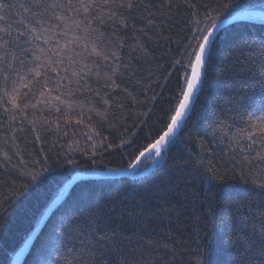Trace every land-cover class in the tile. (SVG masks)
I'll return each instance as SVG.
<instances>
[{"label":"trees","instance_id":"16d2710c","mask_svg":"<svg viewBox=\"0 0 264 264\" xmlns=\"http://www.w3.org/2000/svg\"><path fill=\"white\" fill-rule=\"evenodd\" d=\"M135 3V29L125 34L121 50L132 75L117 77L125 91L112 98L122 107L114 106L107 122L93 116L68 126L53 115L39 130V141L26 123L15 140L6 123L0 126V264H12L75 177L130 171L140 152L163 134L174 85L161 87L163 76L197 27H207L210 16L225 21L264 14V0ZM149 12L154 26L147 23ZM262 41L260 21L223 30L209 55L196 111L156 169L139 179L79 183L55 208L24 264H69L84 254L81 240L91 231L108 237L101 241L102 256L97 246L95 264H246L245 241L264 222V188L259 179L252 183L255 169L250 172L229 144L246 126L249 98L261 94ZM219 121L227 135L217 130ZM157 158H147L135 178ZM73 247L77 252L67 250Z\"/></svg>","mask_w":264,"mask_h":264},{"label":"snow or ice","instance_id":"6c2138e0","mask_svg":"<svg viewBox=\"0 0 264 264\" xmlns=\"http://www.w3.org/2000/svg\"><path fill=\"white\" fill-rule=\"evenodd\" d=\"M136 7L135 0H0V126L7 124L11 140L16 139L17 131H26L25 123L39 141V130L50 125V116L55 115L58 124L62 121L80 126L86 119L91 122L93 116L107 122L110 110L122 107L112 93L125 91L117 77L132 75L121 50L125 34L135 29ZM151 16L149 12L148 25H153ZM223 22L210 16L207 27H197L179 56L171 61L161 85L166 88L174 81L166 128L155 143L140 152L137 163L145 152L160 157L170 137L196 111L207 74L209 48ZM249 101L246 126L232 135L229 147L234 152L238 149L250 172L255 169L252 183L259 179L257 186L264 188V79L259 97H250ZM217 130L222 136L228 134L224 121L218 122ZM10 139L5 137L4 143ZM66 190L67 186L57 194L56 202ZM84 235V254L77 253L69 264H95L98 245L99 255H103L101 241L108 237L96 236L95 231ZM245 245L246 264H264V222L258 232L253 229ZM28 247L25 243L20 248L18 259L26 255ZM67 250L77 252L74 247Z\"/></svg>","mask_w":264,"mask_h":264},{"label":"water","instance_id":"95a60500","mask_svg":"<svg viewBox=\"0 0 264 264\" xmlns=\"http://www.w3.org/2000/svg\"><path fill=\"white\" fill-rule=\"evenodd\" d=\"M253 20L260 21V22L264 23V14L260 13V12L242 13V14L235 15V16L231 17L230 19H227L223 23H221L219 29L216 31V33L214 35L212 44L209 48L208 56L211 53L212 47H213L217 37L219 36V34L223 30H225L229 27L235 26V25L251 23V21H253ZM180 129H178L177 132L172 137H170V142L165 145L164 150L161 152L160 157H158L156 159L155 163L151 166V168L145 174H143L141 177L135 178V175L137 174L141 164L147 158H149L150 156H152L155 153L148 154L146 152L143 157H140L139 163H136L135 166L130 171H127V172H121V173H97V172L82 173V174L78 175L77 177H75L70 183H68L67 190L65 192L64 197H66L72 191V189L75 186H77L79 183H82V182L133 180V179H139V178H144V177L148 176L150 173H152L156 169L165 149L173 141V139L177 136ZM63 198H61L59 201H57L53 204V206L49 209L47 214L44 216L39 228L36 230V232L27 241V244L29 245V247H28V249H26V255L19 258V259L17 258V255H16L15 258L13 259L12 264H24L28 254L30 253V250L32 249V246H33L38 234L40 233V231L44 227L45 223L48 221V219L52 215L53 211L55 210V208L58 206V204L61 202V200Z\"/></svg>","mask_w":264,"mask_h":264}]
</instances>
